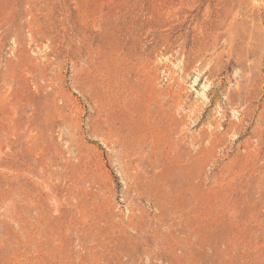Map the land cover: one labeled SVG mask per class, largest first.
<instances>
[{
	"label": "rangeland",
	"instance_id": "374dc122",
	"mask_svg": "<svg viewBox=\"0 0 264 264\" xmlns=\"http://www.w3.org/2000/svg\"><path fill=\"white\" fill-rule=\"evenodd\" d=\"M0 264H264V0H0Z\"/></svg>",
	"mask_w": 264,
	"mask_h": 264
}]
</instances>
